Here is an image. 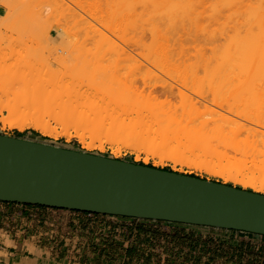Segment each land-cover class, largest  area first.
<instances>
[{"label": "rangeland", "instance_id": "obj_1", "mask_svg": "<svg viewBox=\"0 0 264 264\" xmlns=\"http://www.w3.org/2000/svg\"><path fill=\"white\" fill-rule=\"evenodd\" d=\"M164 41L173 47L183 42L188 48L169 53ZM0 48H5L0 68H11L0 80L1 91L11 89L16 79L36 76L33 88L43 96L56 90L107 101L125 93L138 101L168 104L229 132L238 130L245 151L264 161V0H0ZM246 82L260 90L248 91ZM8 106L0 97V118L8 116ZM48 123L46 131L38 125L19 129L0 122V135L264 195L258 186L240 182L241 173L227 179L174 159L161 160L143 149L105 141L90 144L88 136ZM246 132L251 137L244 141ZM255 166L260 167L246 159L243 174L255 173Z\"/></svg>", "mask_w": 264, "mask_h": 264}, {"label": "water", "instance_id": "obj_2", "mask_svg": "<svg viewBox=\"0 0 264 264\" xmlns=\"http://www.w3.org/2000/svg\"><path fill=\"white\" fill-rule=\"evenodd\" d=\"M0 203L264 237V195L2 135Z\"/></svg>", "mask_w": 264, "mask_h": 264}, {"label": "bare ground", "instance_id": "obj_3", "mask_svg": "<svg viewBox=\"0 0 264 264\" xmlns=\"http://www.w3.org/2000/svg\"><path fill=\"white\" fill-rule=\"evenodd\" d=\"M164 42L163 48L169 53L172 50L182 52L188 48L183 42L174 47ZM4 50L5 48H0V52ZM9 50L13 49L9 47ZM141 50L143 51V47ZM9 68H0V80L4 78L7 70L11 69ZM37 80L36 76H25L13 82L12 90H0V97H5L9 104L8 116L5 119L0 118L3 126L22 129L29 125H38L47 131V123L53 121L63 129H73L84 137L88 136L90 144L105 141L143 149L161 160L174 159L181 164L204 169L227 179L235 178L236 174L241 173L239 181L244 185L258 186L264 190V161L258 160V154L245 151L238 140V130L229 132L221 124L200 121L195 118L193 112L179 113L168 104L138 101L129 98L125 93L111 95L107 101L84 93L61 94L62 92L56 90L48 96H43L35 93L33 88V85L38 83ZM245 87H248V91L260 90L259 85L254 82L247 83ZM178 94L183 95L180 90ZM36 97L39 99L35 100ZM262 126L264 127L263 124ZM253 132L255 133L254 130ZM249 133L246 132L244 141L249 137ZM230 155L237 156V161H231ZM246 159H250L253 165L260 166H255V173L243 174L241 165Z\"/></svg>", "mask_w": 264, "mask_h": 264}, {"label": "crops", "instance_id": "obj_4", "mask_svg": "<svg viewBox=\"0 0 264 264\" xmlns=\"http://www.w3.org/2000/svg\"><path fill=\"white\" fill-rule=\"evenodd\" d=\"M0 264H264V237L0 203Z\"/></svg>", "mask_w": 264, "mask_h": 264}, {"label": "trees", "instance_id": "obj_5", "mask_svg": "<svg viewBox=\"0 0 264 264\" xmlns=\"http://www.w3.org/2000/svg\"><path fill=\"white\" fill-rule=\"evenodd\" d=\"M100 156H101V155H100ZM126 162L133 163V162H131V161H126ZM134 164H136V165H140V166H146V167L153 168V167H151V166L143 165V164H141V163H134ZM159 170L171 172V171H169L168 169H159ZM188 176H190V177H195V176H193V175H188ZM195 178H197V177H195ZM202 180H204V179H202ZM219 184H220V183H219ZM228 186H231V185H228ZM235 188L240 189V188H238V187H235ZM247 191H249V190H247ZM249 192H251V191H249Z\"/></svg>", "mask_w": 264, "mask_h": 264}]
</instances>
